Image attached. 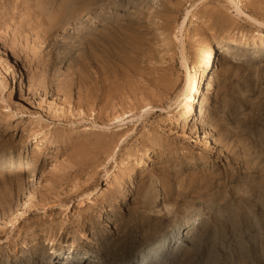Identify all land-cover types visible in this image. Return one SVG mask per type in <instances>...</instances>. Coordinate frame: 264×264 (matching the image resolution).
<instances>
[{
	"label": "rangeland",
	"instance_id": "1",
	"mask_svg": "<svg viewBox=\"0 0 264 264\" xmlns=\"http://www.w3.org/2000/svg\"><path fill=\"white\" fill-rule=\"evenodd\" d=\"M72 1L0 0V52L16 61L0 53V98L32 100L23 111L0 99V151L50 144L0 190V264H264V45H251L264 0H244L245 14L203 0L187 18L192 55L202 38L249 43L217 53L181 123L165 109L184 87L175 35L193 0Z\"/></svg>",
	"mask_w": 264,
	"mask_h": 264
},
{
	"label": "bare ground",
	"instance_id": "2",
	"mask_svg": "<svg viewBox=\"0 0 264 264\" xmlns=\"http://www.w3.org/2000/svg\"><path fill=\"white\" fill-rule=\"evenodd\" d=\"M69 1H72V0H69ZM73 1H77V0H73ZM72 1V2H73ZM95 1V0H94ZM94 1H88L86 0V2L90 5V2L91 4L93 5ZM99 1V0H97ZM96 1V2H97ZM130 2V0H128ZM142 1V0H141ZM203 0H193L192 2H190L183 14V17H182V20L181 22L179 23V28H178V32L177 34L175 35V43H176V46H177V53H178V56H179V60H180V63L181 65L186 69L185 71V83H184V87L183 89L181 90L180 94L175 98L174 101H172L167 107H166V111L169 113V115L171 116L173 114H175V116H169L170 118H173V120L175 121V123H181V122H186L192 115L193 113L195 112V107H196V104L198 103L199 99L201 98V90H203V88L205 87V84H207L208 87H211L212 85V78L210 77V73L208 72V69L210 67V65L214 66L215 64V59H216V56H217V53L220 52V55L223 56L224 54H227L229 53V51L227 49H229V43H232V44H241V43H246L248 44L249 41H243L242 38H238V37H234L232 38L231 40L229 41H225V40H220L219 42L216 43V46L215 44H213L211 42V40H209L208 38H202L199 42V44L196 46L195 48V52L194 54L192 55L189 50L187 49V46H186V31H185V27H186V20L189 16H191L192 18H195L196 16V7L197 5L202 2ZM81 2V5H84ZM84 2V0H83ZM101 2V1H100ZM100 2H97V5H99L98 3ZM128 2V3H129ZM140 2V1H139ZM226 2L231 5L232 7L235 8V10L239 13V14H245V6L243 5V2L244 0H226ZM69 2L66 1L65 4H68ZM86 3V4H87ZM117 3V2H116ZM127 3V2H126ZM127 3V4H128ZM143 3V2H142ZM142 3H140L139 5H141ZM72 4V6H74L73 3H70ZM76 5L75 6H78L80 8V5L79 3H75ZM78 4V5H77ZM131 4H132V1H131ZM91 5V6H92ZM96 5V4H95ZM95 5L92 6L93 9L95 8ZM109 5V4H108ZM111 5V4H110ZM115 5V4H114ZM120 5V6H119ZM64 6H67V5H64ZM70 7L69 5L67 6L68 8H66L68 11H66V9H63V12L66 11V13L68 14L69 11L73 8V7ZM90 6V7H91ZM118 6L122 8V5L119 4L118 2ZM115 5V8L118 7ZM124 6H125V3H124ZM123 6V8H124ZM82 7V6H81ZM83 7H86V6H83ZM82 7V8H83ZM89 7V6H87ZM111 7L113 8V6L111 5ZM110 7V9H111ZM118 7V8H119ZM65 8V7H63ZM69 8H71L69 10ZM108 8V7H107ZM106 8V9H107ZM114 8V9H115ZM122 8V9H123ZM74 10L77 9L79 10L77 7L73 8ZM72 9V13H75L77 12L76 10L74 11ZM86 8H83V11L85 10ZM121 9V10H122ZM82 10V9H80ZM104 10V8H103ZM109 10V9H107ZM107 10H104V12H101V13H98L99 11H97V14H102L103 15L105 14V12L107 13ZM125 10V8H124ZM88 11L87 9L84 11L86 12ZM94 11V10H93ZM110 11V10H109ZM108 11V13H109ZM120 10H118V15H120L121 11L119 12ZM89 12V11H88ZM92 13V10L90 11ZM95 12H96V9H95ZM115 12V11H113ZM71 13V11H70ZM69 13V15H70ZM112 13V12H111ZM120 13V14H119ZM65 14V13H63ZM62 14V15H63ZM81 15V14H80ZM79 15V16H80ZM87 15V14H86ZM85 15V16H86ZM89 15V14H88ZM106 15V14H105ZM104 15V16H105ZM109 15V14H107ZM106 15V16H107ZM113 15V14H111ZM117 15V14H116ZM65 16V15H64ZM63 16V20L64 17ZM78 16V18H79ZM95 16V15H94ZM98 16V15H97ZM105 16V17H106ZM73 17H76V13ZM84 17V16H83ZM87 17V16H86ZM85 17V19L87 20V18ZM99 17V16H98ZM113 16H111L112 18ZM117 17V16H116ZM124 17L123 15H121V17L119 16L118 18H122ZM62 18V17H61ZM68 18V16H67ZM104 18V17H103ZM114 18V17H113ZM77 19V17H76ZM73 18V21L76 20ZM84 19V18H83ZM85 19L83 21L82 24H84L85 22ZM92 19H98L96 18V16ZM107 18H104V20H106ZM117 19V18H115ZM114 19V20H115ZM62 20V21H63ZM100 20V19H99ZM102 20V19H101ZM108 20H109V17H108ZM112 20V19H111ZM66 20H64L63 23L66 24ZM70 19H69V23H70ZM91 21V20H90ZM93 21V20H92ZM96 21V20H95ZM94 21V22H95ZM113 21V20H112ZM100 22V21H99ZM105 22V21H104ZM103 22V23H104ZM68 23V22H67ZM68 23V24H69ZM72 23V22H71ZM78 23H80L78 21ZM91 23V22H90ZM52 24H55L52 23ZM57 24V22H56ZM64 24V25H65ZM77 24V23H76ZM99 24H101L102 26V23L100 22ZM98 24V25H99ZM83 26V25H82ZM90 26V25H88ZM94 27L97 26V25H93ZM77 27V26H76ZM78 28V27H77ZM86 28V27H84ZM96 28V27H95ZM92 29V28H89V30ZM94 29V28H93ZM92 29V30H93ZM87 30V28H86ZM85 30V31H86ZM89 30H87L86 32H90ZM84 30H82L83 32ZM81 32V34H82ZM85 32V33H86ZM93 31H91L92 33ZM78 33V32H77ZM84 33V34H85ZM261 37L262 39L264 38V33L261 32ZM76 34V33H75ZM80 34V32H79ZM78 35V34H77ZM79 36V35H78ZM77 36V37H78ZM81 36V35H80ZM80 36H79V39H80ZM83 36V35H82ZM81 36V37H82ZM75 38V37H73ZM84 41V39H82ZM69 41V46H72L74 47L75 43H72V40H68ZM67 41V42H68ZM71 41V43H70ZM76 42V40H74ZM73 41V42H74ZM83 41L80 40V45H76L78 47H74V48H80L81 46V43H83ZM78 44V42H76ZM253 44L251 45H254V46H257V45H264V39L261 40L260 42H257V41H253L252 42ZM71 44V45H70ZM83 46V45H82ZM69 50V49H68ZM74 50V49H73ZM71 51V50H69ZM1 56H2V60L8 64L11 65L12 67V70L14 72H16L15 70V59H12L9 57V53L6 52L5 50L4 51H1ZM258 53L255 52V56H257ZM7 71V69H5ZM0 88L4 89V85H3V79H2V76L0 75ZM200 93V95L198 96V94ZM198 96V98H197ZM1 99V102H2V106L4 107V110H10L13 105H17L18 107H20L23 111L26 110V108H28L30 105H32V100H31V96H30V93H25L23 90H21V95L20 97H13L12 95L8 96L7 98H0ZM151 106V103L147 102L145 103L144 105H142L141 108H147V107H150ZM55 108V107H54ZM58 110H62V107H59L58 106ZM125 113H122V114H119L117 116H115L113 118V120H117L119 121V123L117 125H121V122L123 120V115ZM118 126V128H119ZM119 130V129H118ZM49 140H43L42 142H37V143H33L31 145H28L27 147H22L21 148V151L18 152V153H15L11 150H4V151H0V164H4L6 166H4V168L2 169V174H3V178L0 177V190H2L3 188H6V187H9L11 186V184H13L23 173L27 172V171H32V170H35V168L37 167V165L39 164V161L41 159V154L42 152H45L46 151V148L49 146ZM150 149V148H149ZM148 158L151 157V153L149 152V150L145 151ZM143 163H145L146 160H141ZM125 161L122 162V165H124ZM128 164V163H127ZM1 175V174H0ZM102 187L99 188L97 190V194L93 193L91 190H87L86 192H82V195H81V200L79 202V207H83L86 203L90 202V201H93L95 198L97 197H100L101 193H102ZM96 196V197H95ZM28 204V199H26L22 205V207H26V205ZM69 205L70 203H66L65 204V209L66 210H69ZM20 212L16 213L15 215H19ZM68 213V212H67ZM15 216V217H16ZM190 227V226H189ZM190 229V228H189ZM195 229V227H192L190 230H188L187 232H192L193 230ZM173 249V248H172ZM177 250V248L175 247V249L173 250V252L175 253ZM177 253V252H176ZM159 254V253H158ZM156 257H158V259H161V256L157 255ZM157 259V260H158ZM157 260L155 258H151L149 261H147L145 264H156L157 263ZM93 264H102L100 262V260H94L93 261Z\"/></svg>",
	"mask_w": 264,
	"mask_h": 264
}]
</instances>
